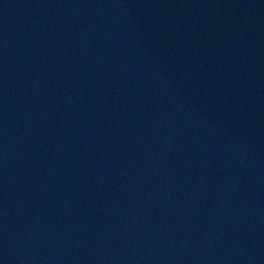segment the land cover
<instances>
[{"label": "water", "instance_id": "water-1", "mask_svg": "<svg viewBox=\"0 0 264 264\" xmlns=\"http://www.w3.org/2000/svg\"><path fill=\"white\" fill-rule=\"evenodd\" d=\"M0 264H264V0H0Z\"/></svg>", "mask_w": 264, "mask_h": 264}]
</instances>
